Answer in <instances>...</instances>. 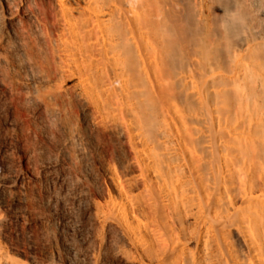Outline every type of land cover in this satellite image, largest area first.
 <instances>
[{"label": "bare ground", "instance_id": "obj_1", "mask_svg": "<svg viewBox=\"0 0 264 264\" xmlns=\"http://www.w3.org/2000/svg\"><path fill=\"white\" fill-rule=\"evenodd\" d=\"M0 264H264V0H0Z\"/></svg>", "mask_w": 264, "mask_h": 264}]
</instances>
